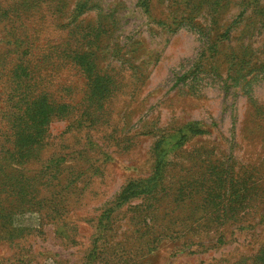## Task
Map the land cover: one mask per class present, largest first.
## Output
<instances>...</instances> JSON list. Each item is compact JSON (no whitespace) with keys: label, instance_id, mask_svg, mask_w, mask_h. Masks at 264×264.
<instances>
[{"label":"rangeland","instance_id":"374dc122","mask_svg":"<svg viewBox=\"0 0 264 264\" xmlns=\"http://www.w3.org/2000/svg\"><path fill=\"white\" fill-rule=\"evenodd\" d=\"M15 37L72 108L0 161V264H264V0H0L8 72Z\"/></svg>","mask_w":264,"mask_h":264},{"label":"trees","instance_id":"16d2710c","mask_svg":"<svg viewBox=\"0 0 264 264\" xmlns=\"http://www.w3.org/2000/svg\"><path fill=\"white\" fill-rule=\"evenodd\" d=\"M88 30L89 28L80 27V25L71 30L70 39L72 40L73 37L75 46L66 49L65 52L86 79L94 80L97 77L95 74L97 68L92 65V55L87 51H82L83 45L92 43L94 39L91 38V33ZM31 40V44L23 48L25 41L15 37L14 44H17V48L11 54L15 55V62L18 63L10 72L7 69V59L0 57V80L7 78L9 92L5 100L10 102L9 107L0 108V122L7 125L5 131L0 130L2 138L0 161L2 163L12 160L17 165L26 164V161L33 155L35 145L44 144L48 134V127L44 126L48 120H52L56 114L62 112L69 115L68 109L72 108L69 104H59L47 85L51 81L48 78V72L45 71L54 70L61 64L54 63L53 55H51L57 52L55 51L57 46L50 48L46 61H40L35 52L41 49L35 45L34 38ZM70 45L73 44L70 42ZM42 57L44 58V56ZM85 58L87 61L84 62ZM90 65L93 66V69ZM55 80L54 84H56ZM93 87L91 86V88ZM66 109L67 111H65ZM0 173H7L6 167L2 164H0ZM131 194L133 192L124 195L122 200L126 201Z\"/></svg>","mask_w":264,"mask_h":264}]
</instances>
